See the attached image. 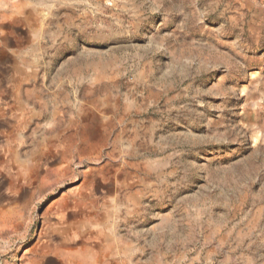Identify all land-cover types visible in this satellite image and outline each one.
I'll return each mask as SVG.
<instances>
[{
    "label": "rangeland",
    "instance_id": "374dc122",
    "mask_svg": "<svg viewBox=\"0 0 264 264\" xmlns=\"http://www.w3.org/2000/svg\"><path fill=\"white\" fill-rule=\"evenodd\" d=\"M22 2L0 264H264V0Z\"/></svg>",
    "mask_w": 264,
    "mask_h": 264
},
{
    "label": "bare ground",
    "instance_id": "6f19581e",
    "mask_svg": "<svg viewBox=\"0 0 264 264\" xmlns=\"http://www.w3.org/2000/svg\"><path fill=\"white\" fill-rule=\"evenodd\" d=\"M4 5H8L9 7H16L20 9L23 6L22 0L20 1H13V0H0V10ZM6 230L3 227H0V237H5Z\"/></svg>",
    "mask_w": 264,
    "mask_h": 264
},
{
    "label": "water",
    "instance_id": "95a60500",
    "mask_svg": "<svg viewBox=\"0 0 264 264\" xmlns=\"http://www.w3.org/2000/svg\"><path fill=\"white\" fill-rule=\"evenodd\" d=\"M49 188H50V186L45 187L43 192H46Z\"/></svg>",
    "mask_w": 264,
    "mask_h": 264
}]
</instances>
